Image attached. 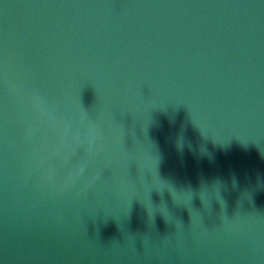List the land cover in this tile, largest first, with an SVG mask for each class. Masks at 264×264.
Segmentation results:
<instances>
[{
  "label": "water",
  "instance_id": "water-1",
  "mask_svg": "<svg viewBox=\"0 0 264 264\" xmlns=\"http://www.w3.org/2000/svg\"><path fill=\"white\" fill-rule=\"evenodd\" d=\"M0 264H264V0H0Z\"/></svg>",
  "mask_w": 264,
  "mask_h": 264
},
{
  "label": "snow or ice",
  "instance_id": "snow-or-ice-1",
  "mask_svg": "<svg viewBox=\"0 0 264 264\" xmlns=\"http://www.w3.org/2000/svg\"><path fill=\"white\" fill-rule=\"evenodd\" d=\"M71 158H72V155H69V156H67V158H66V159H64V160H63V162H65V163H66V162H68V161H69Z\"/></svg>",
  "mask_w": 264,
  "mask_h": 264
}]
</instances>
